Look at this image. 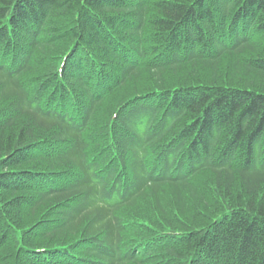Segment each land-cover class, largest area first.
Segmentation results:
<instances>
[{
  "label": "trees",
  "instance_id": "trees-1",
  "mask_svg": "<svg viewBox=\"0 0 264 264\" xmlns=\"http://www.w3.org/2000/svg\"><path fill=\"white\" fill-rule=\"evenodd\" d=\"M0 264H264V0H0Z\"/></svg>",
  "mask_w": 264,
  "mask_h": 264
}]
</instances>
